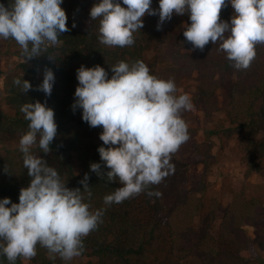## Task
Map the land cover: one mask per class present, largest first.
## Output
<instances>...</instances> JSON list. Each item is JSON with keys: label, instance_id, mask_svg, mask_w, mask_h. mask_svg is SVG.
I'll use <instances>...</instances> for the list:
<instances>
[{"label": "trees", "instance_id": "1", "mask_svg": "<svg viewBox=\"0 0 264 264\" xmlns=\"http://www.w3.org/2000/svg\"><path fill=\"white\" fill-rule=\"evenodd\" d=\"M98 2L62 0L69 31L59 37L60 45L49 46L47 52L20 61L5 73V101L9 111L0 109V142L19 141L28 131L30 122L20 111L24 103L39 100L54 109L58 129L50 145L51 152L44 153L38 146H33L32 151L55 167L69 188L83 189L80 181L87 173L92 207L105 209L103 223L84 238L85 249L80 257L89 260L81 264H264V193L250 189V177L255 173L264 174V45L257 46L250 68L237 70L220 50L219 42H209L203 51L193 50L183 35L186 24H191L190 13H185L173 16L170 22L173 25L165 21L160 30H157L159 15L146 14L143 28L134 33L132 46L110 48L99 41V18L91 20L90 17L91 8ZM0 3L8 6L10 0H0ZM151 7L158 13L159 0H152ZM233 14L228 0L220 18L230 22ZM73 23L76 27H72ZM7 40L11 41V52L25 58L17 42ZM49 55L55 59L50 60ZM120 60H143L157 77H174L176 95L181 79L197 73L196 100L208 116L215 117L213 124L205 128L206 138L213 141L216 137L220 141L219 153L230 146L232 156L245 168L246 181L233 191L218 226L216 217L221 200L210 192L207 182L198 184L196 190L182 192L191 163L189 154L176 152L171 160L174 172L149 189L170 194L173 204L167 205L163 194L157 198L149 197L146 192L119 204L103 203L104 196L121 185L118 180L108 182L90 169L91 163H100L102 171L110 170L98 152L103 145L100 140L103 128L90 127L82 118L83 109H73L79 84L77 70L82 65L89 68L100 65L108 71L110 79L111 65ZM45 68H51L55 74L50 96L37 90L43 82L39 74L44 75ZM225 73L233 75L234 81L226 105L222 106L217 93L225 85L221 78ZM17 77L30 81L32 89L22 93L13 83ZM217 113L221 115L216 116ZM212 149L209 147L201 159L209 174L212 159L218 156ZM75 160L79 161L80 171ZM30 181L19 147L8 148L0 155V200L9 197L11 202L19 203L20 191L30 186ZM252 224L257 227L255 238L248 229ZM253 244L260 255L247 253ZM29 261L30 264H77L58 256L55 260L49 259L47 249L39 245L37 255ZM0 264H9V261L0 255ZM15 264H24V259L18 258Z\"/></svg>", "mask_w": 264, "mask_h": 264}, {"label": "clouds", "instance_id": "2", "mask_svg": "<svg viewBox=\"0 0 264 264\" xmlns=\"http://www.w3.org/2000/svg\"><path fill=\"white\" fill-rule=\"evenodd\" d=\"M228 0H159V10L152 0H99L90 10L91 20L99 18V41L108 47H130L134 33L144 26L143 17L159 15L157 30L173 13H190L191 24L183 33L193 50L203 51L211 42L225 52L237 70L250 68L257 46L264 45V0H230L234 14L231 21L221 20ZM62 0H10L0 3V38L17 42L26 59L59 46V37L69 31ZM72 27H76L73 23ZM31 45V47H30ZM49 59H55L49 55ZM109 79L100 65L81 66L77 70L75 103L83 109V120L90 127H102L98 148L101 161L90 169L120 187L103 198L105 205L119 204L141 193L162 196L149 190L174 172L172 156L190 136L183 113L193 107L191 97L178 89L175 78H159L143 60H120L111 65ZM55 82L51 68H45L37 90L50 96ZM22 93L32 89L30 81L15 78ZM20 111L29 121L28 131L19 140L23 165L31 177L30 186L22 188L19 203L9 197L0 200V255L15 264L18 258L30 260L37 255V245L47 249L49 259L57 256L65 262L82 255L84 238L103 223L105 209H93L89 175L80 181L83 189L67 187L58 170L32 151L33 146L51 152L57 136L55 112L37 100L24 103ZM9 167H6V171ZM10 205V206H9Z\"/></svg>", "mask_w": 264, "mask_h": 264}, {"label": "rangeland", "instance_id": "3", "mask_svg": "<svg viewBox=\"0 0 264 264\" xmlns=\"http://www.w3.org/2000/svg\"><path fill=\"white\" fill-rule=\"evenodd\" d=\"M175 15L176 14L173 13V16ZM168 21L170 23L171 19ZM10 44L11 41L0 38V68L2 70V72H0V109H3L4 111H9L5 101V73L14 69L18 62L27 61L25 58L11 52ZM39 77L44 79V75L42 73L39 74ZM221 78L225 85L218 90L217 97L220 101V104L225 106L227 94L229 89L232 87L234 76L229 73H225L221 74ZM197 84V73H194L191 76H184L181 79L179 86L178 95L182 93L188 94L191 97L193 104V107L190 111L183 113V118L189 125L188 131L190 138L177 151L178 153L189 154L191 156V163L187 173V181L182 186V192L188 193L190 190H196L195 188L198 186V184H201L204 181L207 182L210 192L216 194L218 196L217 198L221 200V205L219 206L216 217V225L218 226L232 200L233 191L246 181L245 168L238 158L232 156L233 153L230 152V146H227L225 151L219 153L221 152L219 151V147L221 145L220 141L216 137L213 139V141H209L206 138L205 128L213 124L215 117L213 118L208 116L207 111L203 109L202 105L198 104L196 100ZM220 115L221 114L219 113L216 114V116ZM17 147H19L18 140L7 143L0 142V155L6 153L8 148ZM209 147L213 148L212 153L215 155L218 154L217 157L212 159V163L209 167L210 174L209 172L206 173L205 163L204 161H201L203 153L208 150ZM75 166L78 171L81 170L78 160H75ZM250 182L252 183L250 189H257L264 193V174H253L250 177ZM173 191H175V189ZM162 194L167 205H171V203L173 204V198L170 194H167L165 191H162ZM248 229L252 237L255 238L257 227L252 224L248 226ZM247 253L251 256H258L261 252L257 246L253 244L250 246V249L247 251ZM88 260V257L80 256L73 259V261L77 264L84 263ZM24 264H30V261L24 259Z\"/></svg>", "mask_w": 264, "mask_h": 264}]
</instances>
